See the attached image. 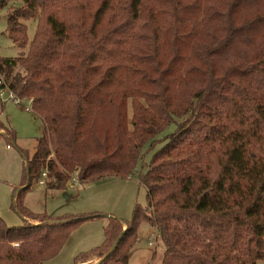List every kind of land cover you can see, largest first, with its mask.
<instances>
[{
  "label": "trees",
  "instance_id": "obj_1",
  "mask_svg": "<svg viewBox=\"0 0 264 264\" xmlns=\"http://www.w3.org/2000/svg\"><path fill=\"white\" fill-rule=\"evenodd\" d=\"M21 2L8 7L6 31L27 49L0 57V89L31 100L43 127L32 154L21 150L15 207L24 222L0 215V264L50 260L74 228L102 215L29 211L33 178L46 170V188H63L72 175L130 177L171 122L175 131L138 174L146 206H134L124 229L103 215V241L74 264L89 254L128 264L141 220L164 245L158 264L264 259V0ZM25 19L36 21L31 40ZM0 130L16 139L1 120Z\"/></svg>",
  "mask_w": 264,
  "mask_h": 264
},
{
  "label": "rangeland",
  "instance_id": "obj_2",
  "mask_svg": "<svg viewBox=\"0 0 264 264\" xmlns=\"http://www.w3.org/2000/svg\"><path fill=\"white\" fill-rule=\"evenodd\" d=\"M7 4L0 8V57H17L27 48L17 46L6 31L7 10L10 6H20L21 0H6ZM27 36L31 40L35 29L34 19H25ZM0 120L10 125L16 133V144L7 149L5 144L9 136L0 130V215L10 225H20L24 216L15 207V189L26 180L25 158L21 152L30 156L34 150L36 139L42 134L43 121L31 112L24 111L28 106L26 100L17 104L12 100L5 101ZM176 129L171 122L157 136L153 145H145L141 151L135 173L130 177L110 176L81 183L73 181L63 188H46L35 177L24 193L23 204L34 213H46L51 216L82 214L96 212L102 214L95 220L87 221L69 234L58 254L40 264H74V257L88 252L103 241V226L106 218L112 215L122 220L130 219L136 204L145 207L147 190L140 182L138 174L142 173L153 154L166 142L169 134ZM9 142V141H8ZM6 148V149H5ZM75 176V175H73ZM42 177V176H41ZM164 245L158 230L146 220H141L137 227V238L128 251V264H158L162 257ZM90 255V254H89ZM88 255V256H89ZM258 264H264L260 259Z\"/></svg>",
  "mask_w": 264,
  "mask_h": 264
},
{
  "label": "built area",
  "instance_id": "obj_3",
  "mask_svg": "<svg viewBox=\"0 0 264 264\" xmlns=\"http://www.w3.org/2000/svg\"><path fill=\"white\" fill-rule=\"evenodd\" d=\"M0 84H1V81H0ZM0 99L5 102V101H8V100H12L14 101L15 103L17 104H21L22 102H24V99H21L19 97H17L12 91H10L9 89H7L6 87H3L0 89ZM26 102L28 103V106L25 107L26 110H30L32 111V107H31V100H26ZM5 147L6 148H9L10 147V144H5ZM46 170H43L41 172V175L38 177V180L40 183H45V177H46ZM42 176V177H41ZM78 181L77 177L76 176H71V178L68 180V183H71L73 181Z\"/></svg>",
  "mask_w": 264,
  "mask_h": 264
},
{
  "label": "crops",
  "instance_id": "obj_4",
  "mask_svg": "<svg viewBox=\"0 0 264 264\" xmlns=\"http://www.w3.org/2000/svg\"><path fill=\"white\" fill-rule=\"evenodd\" d=\"M6 103V102H5ZM24 111H26V112H31L33 115H35L34 114V112L33 111H30V110H26L25 108H24ZM3 113V112H2ZM2 113H1V115H2ZM0 115V116H1ZM36 116V115H35ZM11 129H12V127L10 126V125H8ZM13 130V129H12ZM14 131V130H13ZM15 132V131H14ZM15 138H16V133H15ZM17 139V138H16ZM16 139L15 140H13L12 141V143H8V144H10V147L9 148H7V149H11V146L14 144H16ZM6 149V148H5ZM25 161H26V159H25ZM45 184V183H44ZM19 189V187L18 188H16L15 189V192H14V195L13 196H15L16 195V192H17V190ZM108 215V214H107ZM105 218H106V216H104ZM98 217H95V218H93V219H88V220H86V221H84L83 223H85V222H87V221H91V220H95V219H97ZM31 221H34V222H36L34 219H30ZM121 220V222H122V227H123V229L124 228H126V222L124 221V220H122V219H120ZM105 223H106V220L104 221ZM82 223V224H83ZM102 257L103 256H97V255H95V254H90L89 256H87V258H85V260H81V261H78L76 264H96L97 262H99L101 259H102Z\"/></svg>",
  "mask_w": 264,
  "mask_h": 264
}]
</instances>
